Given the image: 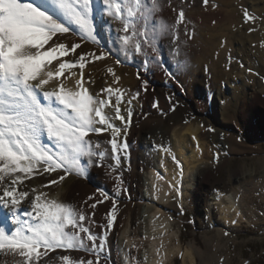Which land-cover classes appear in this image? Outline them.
Here are the masks:
<instances>
[{
    "label": "bare ground",
    "instance_id": "obj_1",
    "mask_svg": "<svg viewBox=\"0 0 264 264\" xmlns=\"http://www.w3.org/2000/svg\"><path fill=\"white\" fill-rule=\"evenodd\" d=\"M158 3L159 11L156 16L167 25L176 23L180 10L185 12V22L176 25L179 37L176 45H172L168 39L163 41V59L167 62V66L172 67L176 72L175 79H169L158 68L144 71L141 65L142 58L139 56L126 57L114 31L119 25L114 22L109 24L107 19L102 20L98 15V39L101 38L106 44L108 42L109 55L105 59L95 60L93 64L88 63L82 81L84 87L88 83L86 88L90 93L105 100L109 95L107 92H102V89L109 87L119 89L123 93L122 98L125 99L124 111L128 108L135 111L132 128L116 137L118 143L126 141L130 145L128 158L123 161L117 173L110 174L106 167H92L89 170L88 182L71 175L48 188L43 185L48 184L53 178L58 179L59 174L36 175L33 179L26 180L20 188L29 192L32 188H36L40 192L48 193L49 198L53 200L82 208L89 215L95 211V216L90 217L89 226L93 232L101 236L107 231L106 255H102L108 258H101L100 264H177L176 256L180 254L183 242L181 237L176 242L171 231L174 222L179 223L174 215L184 214V211L183 207L177 204L174 193L178 194L179 182L186 179L187 173L189 175L192 169V173H196L194 180L191 179L195 188H192L193 191L190 190L191 194L188 197L184 194L186 198L182 199L185 203L188 201L191 210L202 216L203 196L208 189H211L215 200L222 202L220 209L223 211L221 215L225 214L223 218L225 221L217 227L214 225L216 227L214 231L210 236L205 237L206 250L197 247L196 243L188 244L184 264H221L219 250L225 247H222L221 243L226 236L224 233L227 228L249 221L248 218L254 214L246 209L247 206L241 201L240 194L247 191L259 192V187H263L264 159L262 173H258V170L247 172L242 169L234 174V180L227 186V190L220 187L221 182L216 177L214 169H221L228 162L224 165L220 161L196 165L198 161L203 160L205 153L210 155L213 151L212 144L220 140L223 144L221 148L226 152L262 151V146L256 147L251 142L239 146L241 139L238 137H244V133L238 131L237 119L228 112L224 113L223 122L220 121L221 125L218 126L221 128L220 132L210 130L212 127L206 125L205 113L208 110L205 109L204 102L207 106L210 105V98L215 96L214 113L232 104L230 100H226V106L220 108L219 99H223L225 94L223 81L232 84L229 94L231 99H237L245 90L251 89L248 98L243 99L246 96L242 95V102L238 107L243 108L241 111L247 108V112L252 111L250 112L252 115L254 113L253 118H259L264 134V99L260 98V94H264V80L258 81L259 78L255 77L258 70L264 75V0H208L207 5L203 0H158ZM216 4L217 7L214 8ZM245 11L256 18L255 22H245ZM69 27L73 30L71 33L59 36V39L54 37L42 50H48L53 43L63 42L69 46L74 43L81 44V48L70 58H78V54L83 52L99 54L102 51L101 45L82 41L78 34L79 29L75 25ZM173 47L177 48L179 58L187 64L182 71H176L172 65L173 52L170 49ZM229 55L231 58H228ZM117 59L121 63H117ZM58 64L46 62L42 66L39 79L33 83L48 79V71L58 73ZM109 68L115 71L116 77L119 78L118 83L108 72ZM145 79L149 83L147 91L143 89ZM203 79L206 85L204 90L200 84V80ZM78 82H81L79 74L77 75L76 71H69L63 78L54 76L44 86L43 91H58L59 86L63 84L66 90L75 92L79 90ZM214 85L215 87L221 85V91L219 93L217 91V96ZM237 86L239 87L236 89ZM197 88L202 93L201 97L195 99L194 93L198 91ZM111 97L115 105L117 93L114 92ZM128 101L131 103L129 104ZM106 112L112 114L113 107L106 108ZM211 118L216 121L215 114ZM219 135L225 139L224 142L218 138ZM90 138L104 142V146L110 151V145L106 141L112 138L111 133ZM45 141L48 142L46 137ZM161 146L167 151L160 150ZM173 157L176 159L174 160ZM156 158H158V167L162 169L155 166ZM179 160L184 168L182 177L176 163ZM107 163H112L111 159ZM191 165L192 167H189ZM145 174L151 177V185L148 187L144 185ZM239 176L244 179L240 180L242 185L240 187L236 184L239 182L237 180ZM257 181L261 182L260 186ZM117 183L120 185L119 188ZM104 186L109 187L115 196L118 193L121 200L116 204L118 217L115 226L111 229L100 227L107 223V218L111 217L113 207L112 201L103 200L97 191L98 187ZM184 188L187 190L188 186ZM144 189H148V194L144 193ZM89 197L103 202L98 203L97 208L93 210L89 205L94 201L89 200ZM31 198L30 196L29 199ZM27 203V200L23 201L22 206H26ZM144 208L149 223L142 216ZM214 214L217 219L219 213L216 211ZM223 224L228 227H221ZM0 227H6L9 232L15 228L11 223L10 214L4 209H0ZM125 240H127L126 244ZM145 251H148L145 257L147 259L142 257ZM49 255L54 258L52 264H64L60 259L61 255L95 259L88 254L78 252H56ZM0 264H14L12 255L0 252Z\"/></svg>",
    "mask_w": 264,
    "mask_h": 264
},
{
    "label": "snow or ice",
    "instance_id": "obj_2",
    "mask_svg": "<svg viewBox=\"0 0 264 264\" xmlns=\"http://www.w3.org/2000/svg\"><path fill=\"white\" fill-rule=\"evenodd\" d=\"M203 2L208 4V0ZM158 11V0H0V209L7 210L15 226L11 232L0 227V252L10 253L14 264H52L54 258L49 254L58 249L83 251L95 257L80 259L61 255L64 264H100L101 254L106 255L107 231L103 236L92 231L88 222L95 211L89 215L78 206L49 198L46 192L36 188L29 192L20 186L36 175L52 173H58L59 178L51 179L43 187L59 184L69 175L88 179L92 167H106L110 174H115L128 158L130 147L126 141L118 143L116 139L127 132L133 116L131 109L126 116L122 114L119 104L123 93L111 87L102 89L109 95L105 100L90 93L82 83L86 64L105 59L109 53H80L77 61L60 63L58 73L48 71V79L34 84L46 62L69 52L76 53L81 44L69 46L56 42L48 50L42 49L54 37L59 39L71 33L69 25L79 29L82 41L99 44L95 22L99 15L109 24L119 25L114 31L126 57L139 56L144 71L158 68L169 79H175L176 72L163 59V41L168 39L176 45L179 39L176 25L185 22V12L180 10L176 23L167 25L158 20ZM244 17L245 22L256 19L248 11L244 12ZM170 51L173 52L172 65L176 71H182L186 62L179 58L176 47ZM117 63L121 61L117 59ZM76 67L81 69L78 91L66 90L63 84L58 91H43L54 76ZM108 72L118 83L115 71L109 68ZM143 89L148 90L146 79ZM114 92L117 103L111 105ZM110 106L113 114L106 112ZM113 119L122 121L125 127H117ZM106 131L112 134L106 141L110 151L104 142L90 138ZM160 150L167 151L162 146ZM109 159L112 163H107ZM216 162L219 163V153ZM176 163L182 177L183 165L180 161ZM100 196L112 201L111 217L100 225L111 229L116 221L118 193L117 197H112L101 190ZM25 200L28 203L22 206ZM89 200L94 201L89 205L93 210L103 202L93 197Z\"/></svg>",
    "mask_w": 264,
    "mask_h": 264
},
{
    "label": "rangeland",
    "instance_id": "obj_3",
    "mask_svg": "<svg viewBox=\"0 0 264 264\" xmlns=\"http://www.w3.org/2000/svg\"><path fill=\"white\" fill-rule=\"evenodd\" d=\"M216 7L217 4L214 5V8ZM228 58H231V55H229ZM255 77L256 79L259 78L258 81L264 80V75L261 74L259 70L256 71ZM239 81L241 83V79H239ZM200 84L204 90V87L206 86L204 79L200 80ZM222 84H223V89L225 90V94L223 95V99L222 98H220L221 100L219 99L220 108H224V106H226L225 105L227 102L226 100H230L232 104H229L228 105L229 107L226 106L224 110L221 109L218 112L214 113L213 108L215 105V96H212L210 98L209 100L210 105L207 106L204 102L205 109L208 110L207 113H205V119L207 120L206 125L209 124L212 127L211 130L213 132H220L221 128L220 127L218 128V126L221 125L220 121L223 122L225 118L224 113L228 112L230 115L235 116V118L237 119L236 121L239 125L238 131L240 133L241 132L244 133V137L243 136L238 137L239 139H241V143L239 144V146H242L243 144H248L250 142L253 145H256V147L262 146V151L254 150L255 152L246 151L240 153L239 152L233 153V152L224 151L222 149L223 144L221 143L220 140L218 143L212 144L213 153L210 152V155L209 153L207 155L205 153L203 156V160L198 161V163H196V165L202 163L212 164L216 161V154L219 153V157H222L220 163H223V165L226 164V162L228 163L224 167L222 166L221 169L219 168L214 169V172L216 177L221 182L220 187L223 190H227V186L230 185L231 182L234 180L233 178L234 174L242 169H243L242 171H247V172L251 170L254 171L258 170V173L259 172L262 173L261 172L263 171L262 163L264 159V134L262 131V126L260 124L259 118L258 117L253 118L254 113L252 115L250 113L252 111L247 112V108L244 111H241L243 108L238 107L242 102L241 101L242 95L246 96L243 99L248 98V95L251 94V89L245 90L243 94L240 95L239 98L231 99L229 98V94L231 93L232 84H230L228 81H223ZM86 86H88V83L86 84ZM239 86H237L236 89ZM197 90L198 91H195L194 93L195 99L201 97V93H202V92L200 93V90L198 88ZM214 90H215V94L217 93V91L219 93L221 91V85H219L218 87H215L214 85ZM217 95L218 94H216V96ZM260 98L264 99V94H260ZM213 114H215V120H216L215 122L211 120ZM204 130L206 131V129ZM218 138L222 139L220 135L218 136ZM224 141L225 139L223 138L222 142ZM223 157L226 159H224ZM156 159H155V166L158 167L159 165L158 158ZM192 162L193 161H190V163ZM189 167H192V165ZM194 173H192V169H191L190 174L188 175L187 173L186 179H183L181 182H179V185L177 186L178 196L174 193L175 199L177 200V204L183 207V211H184V214L178 213L174 215L175 220H177L179 223L174 222L173 225L174 231L173 230L171 231V234H174V239L176 242H178V239H180V237L183 242V248L180 254L176 256V258H178L177 264H184V259L186 257V249L189 243H196L198 245L197 247H202L203 250H206L207 243L205 242V237L210 236L211 232L214 231V229L218 226V224L220 225L223 221H225L223 220L225 214L221 215L223 211L222 209H220V204H222V202L215 200V196L212 195L213 191H211V189H208L205 192V195L203 196V200L201 203L202 216L197 215L195 211L191 210L190 207H188L187 204L188 201L187 203H185L184 200L182 199L183 197L186 198L184 194H186L188 197V195L191 194L190 190L192 188L193 189L195 188L193 181L191 182V179L194 180V178L196 177V173L195 174ZM148 177L150 176H147V174H145L144 177L145 187L151 185L150 182L151 177L150 178ZM260 178H262V176H260ZM237 180L239 181L238 183H236L237 186L238 187L242 186L240 184L241 183L240 180L243 181L244 179H242L239 176ZM148 181L150 184L148 183ZM257 182H258L257 183L258 186H260L261 182L260 181ZM185 184L188 186L187 188V190L189 189L188 191L184 188L186 186ZM242 184L244 183L242 182ZM259 188H260L259 192L247 191L240 194L241 201L245 202L244 205L247 206L246 209L254 213L253 216L248 218L249 221H245L241 225L240 224L233 226L231 225L230 228H227L228 226L225 224L221 226V227L225 226L224 228H227L226 232L230 233L229 235L223 238L221 243L222 247L225 246L223 249L219 250L221 255V259H220L221 264H264V185L263 187H259ZM144 193L148 194V189L147 190L144 189ZM216 211L219 213L217 219L214 217L215 215L214 213H216ZM142 216H144L145 221L149 223L148 221L149 219L147 217L148 215L145 208L142 210ZM214 225H216V227ZM124 242L126 244L127 240H125ZM145 252H143L145 254H142L143 255L142 257L144 259H147L145 257L148 251Z\"/></svg>",
    "mask_w": 264,
    "mask_h": 264
}]
</instances>
